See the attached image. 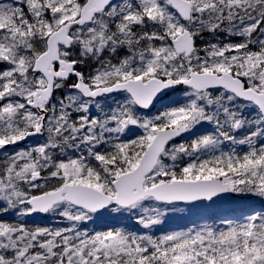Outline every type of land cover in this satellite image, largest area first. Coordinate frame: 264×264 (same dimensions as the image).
Wrapping results in <instances>:
<instances>
[{"label": "snow or ice", "instance_id": "obj_1", "mask_svg": "<svg viewBox=\"0 0 264 264\" xmlns=\"http://www.w3.org/2000/svg\"><path fill=\"white\" fill-rule=\"evenodd\" d=\"M0 264H264V0H0Z\"/></svg>", "mask_w": 264, "mask_h": 264}, {"label": "trees", "instance_id": "obj_2", "mask_svg": "<svg viewBox=\"0 0 264 264\" xmlns=\"http://www.w3.org/2000/svg\"><path fill=\"white\" fill-rule=\"evenodd\" d=\"M233 201H217L215 205H213L210 208L206 209H201L197 211H191L188 212L186 211L185 214L179 213V214H171L170 218L167 220V223L164 224L162 227L164 230H170L172 227H182V226H190L193 222L202 224V223H217V221H221L225 217H231L234 214L238 213H233L232 209L236 208L238 206V203H232ZM208 203V202H205ZM242 203H248L247 201H242L239 204ZM223 204H229L228 209H224L223 211L221 210L220 213L217 214V211L220 209L219 207L223 206ZM217 207V208H216ZM259 208V206H256ZM47 217V216H46ZM37 218L34 220L33 223L35 224H42V226L46 224L45 218ZM4 219L8 220L10 219L9 217H4ZM221 219V220H220ZM59 225L66 226L64 223L60 221V218L57 222ZM112 222L110 220H105V219H96L94 222H89L87 224V227L89 229H99L105 224H111ZM124 223H126L129 226H134V221H128L125 220ZM57 226V224H56ZM176 229V228H173ZM157 234H159L157 232Z\"/></svg>", "mask_w": 264, "mask_h": 264}, {"label": "rangeland", "instance_id": "obj_3", "mask_svg": "<svg viewBox=\"0 0 264 264\" xmlns=\"http://www.w3.org/2000/svg\"><path fill=\"white\" fill-rule=\"evenodd\" d=\"M223 38V37H222ZM40 139V138H39ZM39 139H37V140H35V141H33V142H30V143H27L26 145H28V144H32V143H34V142H37ZM26 145H24V146H21V147H25ZM234 202V201H233ZM232 202V203H233ZM242 201H235L234 203H238V205H239V203H241ZM248 203H251V202H249V201H247ZM256 206H259V203H257L256 204ZM228 207H229V204H223V206H221V207H219L220 209L217 211V214L218 213H220L221 212V210L223 211L224 209L226 210V209H228ZM217 208V207H216ZM186 212H184L183 214H185ZM19 219H21V220H23L26 224H28L29 226H41V227H43L42 226V224H35V223H33L34 222V220L36 219V217L35 216H30V217H21V218H19ZM58 220H59V217L58 216H52V215H48L46 218H45V221H46V224H45V226H51V227H57V226H60V227H63L62 225H59L57 222H58ZM221 220V219H220ZM219 222L220 221H217V224H219ZM56 224H57V226H56ZM182 227H185V226H182ZM182 227H172L171 229H173V228H176V229H178V228H182ZM170 229V230H171Z\"/></svg>", "mask_w": 264, "mask_h": 264}, {"label": "water", "instance_id": "obj_4", "mask_svg": "<svg viewBox=\"0 0 264 264\" xmlns=\"http://www.w3.org/2000/svg\"><path fill=\"white\" fill-rule=\"evenodd\" d=\"M37 139L36 137H33V138H30L29 140L23 142L20 146H22L23 144H27V143H30L31 141ZM223 201V200H221ZM48 214H33V216H36V217H45L47 216Z\"/></svg>", "mask_w": 264, "mask_h": 264}]
</instances>
